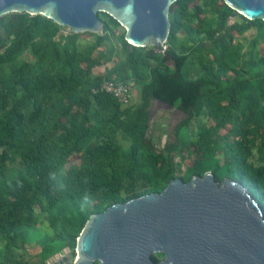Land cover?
<instances>
[{"label":"trees","instance_id":"16d2710c","mask_svg":"<svg viewBox=\"0 0 264 264\" xmlns=\"http://www.w3.org/2000/svg\"><path fill=\"white\" fill-rule=\"evenodd\" d=\"M98 18L101 36L66 37L40 16L0 19V264H21L16 251L44 240L32 231L37 205L61 228L42 245L45 264L57 250H75L91 215L161 193L176 178L170 155L187 147L202 158L187 168L184 183L211 172L219 185L241 183L264 212V164L249 163L257 143L264 148V21L249 22L222 0H177L167 49L156 55L151 47L131 48L115 36L114 20ZM250 31L247 49L240 39ZM100 67L103 75L95 73ZM103 81L133 83L136 103L123 108L110 96H92ZM153 101L187 117L163 150L149 126ZM202 115L210 126L193 140L189 122ZM73 157L79 164L66 168Z\"/></svg>","mask_w":264,"mask_h":264},{"label":"water","instance_id":"95a60500","mask_svg":"<svg viewBox=\"0 0 264 264\" xmlns=\"http://www.w3.org/2000/svg\"><path fill=\"white\" fill-rule=\"evenodd\" d=\"M176 1L0 0V19L40 16L75 35L101 36L104 14L124 30L128 46L163 54ZM222 1L249 22L264 21V0ZM75 255L73 264H264V212L241 183L219 185L211 172L187 183L173 179L161 193L91 215Z\"/></svg>","mask_w":264,"mask_h":264},{"label":"rangeland","instance_id":"374dc122","mask_svg":"<svg viewBox=\"0 0 264 264\" xmlns=\"http://www.w3.org/2000/svg\"><path fill=\"white\" fill-rule=\"evenodd\" d=\"M63 29L64 30L61 31L60 36L66 37L69 34L70 30L68 28H63ZM121 35H124V30L121 27H119L115 32V36L117 37ZM254 36L255 33L253 31H250L247 34H245L242 39L240 38L239 39L243 43V45L248 49L250 42L252 41ZM116 37L112 39V44L113 47H115L116 52L120 53V46L118 44ZM81 38L82 40H85L84 41L85 43L88 44L92 43V39L87 36ZM181 40L182 37H179V41ZM189 47H192L191 43L189 44ZM165 49H167L166 45H165ZM258 51H259V55L264 58V44L261 43L259 44ZM156 55H162V54L157 53ZM24 60L25 61L31 60L29 53H26ZM168 67H171V64H168ZM196 67H198L197 64H194V66H190L189 72H194L196 70ZM104 72H105L104 67H100L95 70V73L97 75H103ZM150 116L151 119L149 126L151 127V131H153V137H152L153 144H155V146L160 150H163L166 147V145L169 146L173 145L175 129L182 122L187 120V117L178 110L170 109L167 106L155 101L151 103ZM209 126H210L209 121L205 115H202L197 118H193L189 122V135L194 140L197 138V133L200 131V129L205 130L208 129ZM225 133L226 131L222 132V134ZM263 156H264V148L261 146V143L259 142L257 143V147L255 148V150L252 152L251 158H249V163L252 164L253 166H259L261 164H264L261 163V158H263ZM170 157L172 158V163L175 168V176H176L175 179L181 180V177L185 175L187 168H189L192 163L202 158V155L197 153L195 154L194 150L191 147H187L186 149H182L178 154L176 153L171 154ZM218 159L220 160V163H223L221 154H219ZM72 163L79 164L78 158L77 157L70 158L67 161L66 168H68ZM15 166L19 167V161H16V165L10 166L9 171L12 170ZM35 214L37 218V225H36L37 228H32V231L39 232L41 235H43L44 240H40L37 242L35 241L32 244H25L19 250L16 251V255L21 264H43V259L40 256L42 245L46 242H49L61 230V228H58L57 224H51L48 221L49 219L47 218V215L43 213V210L41 209L40 205H37L35 207ZM1 244L2 243H0V245ZM59 251L61 250H57L55 254ZM75 257H76L75 250L72 252V250L69 249L67 250V254L65 255V257H62L61 259L58 260L56 259L55 263H51V264H70V263L73 264V262L75 261ZM48 258H46V260L44 261L45 264Z\"/></svg>","mask_w":264,"mask_h":264},{"label":"built area","instance_id":"2783aa9c","mask_svg":"<svg viewBox=\"0 0 264 264\" xmlns=\"http://www.w3.org/2000/svg\"><path fill=\"white\" fill-rule=\"evenodd\" d=\"M232 23V20H229L228 25H232ZM90 93L92 96H110L123 108L134 105L136 100V92L133 83L123 85L103 81L91 89Z\"/></svg>","mask_w":264,"mask_h":264},{"label":"bare ground","instance_id":"6f19581e","mask_svg":"<svg viewBox=\"0 0 264 264\" xmlns=\"http://www.w3.org/2000/svg\"><path fill=\"white\" fill-rule=\"evenodd\" d=\"M65 28L70 29L69 27H65ZM61 251H62V255H59L58 259H61L62 257H65V255L67 254V251H66L65 248H64L63 250H61ZM59 252H60V251H59ZM59 252H58V253H59ZM58 253H57V254H58ZM55 261H56V259H55L54 256L51 257L49 260H47V262H48L49 264H51V262L55 263Z\"/></svg>","mask_w":264,"mask_h":264},{"label":"crops","instance_id":"0c3cea01","mask_svg":"<svg viewBox=\"0 0 264 264\" xmlns=\"http://www.w3.org/2000/svg\"><path fill=\"white\" fill-rule=\"evenodd\" d=\"M136 101H137V95H136V100H135V103H136Z\"/></svg>","mask_w":264,"mask_h":264}]
</instances>
